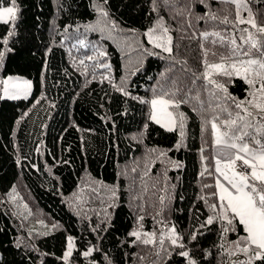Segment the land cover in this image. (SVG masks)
Segmentation results:
<instances>
[{
  "label": "trees",
  "instance_id": "obj_1",
  "mask_svg": "<svg viewBox=\"0 0 264 264\" xmlns=\"http://www.w3.org/2000/svg\"><path fill=\"white\" fill-rule=\"evenodd\" d=\"M16 3L15 26L0 23V51L5 52L0 79L22 75L32 88L27 98L0 97V264H66L62 257L69 236L75 247L67 264L246 261L248 256L232 243L246 235L242 226L223 238V221L201 227L215 215L209 205L218 203L210 196L216 189L204 187L214 183L213 177L200 175L214 157L210 126L204 131L203 118H210L213 109L222 119L226 113L216 107L224 94L201 75L200 44L214 51L218 46L199 34L221 31L242 43L246 33L241 29L256 30L248 24L224 25L206 14L234 21L237 11L247 19L251 10L260 24L264 0H243L239 10L222 0H206L208 7L199 0H170L167 5L155 0L157 11L153 0ZM3 4L8 6V0ZM95 4L109 16H100ZM160 17L173 37L171 55L144 35ZM98 51L106 55L98 56ZM217 59L208 56L210 62ZM214 79L232 96L245 98L248 85L242 79ZM162 92H175L180 107L170 110L185 114L182 141L178 127L169 132L149 117L150 99ZM248 131L264 143V130ZM246 142L259 147L249 138ZM37 224L52 230L36 231ZM173 226L184 248L171 244ZM133 231L141 233V240L130 235ZM144 233H155L156 243L143 244ZM89 248L92 254L85 257Z\"/></svg>",
  "mask_w": 264,
  "mask_h": 264
},
{
  "label": "snow or ice",
  "instance_id": "obj_2",
  "mask_svg": "<svg viewBox=\"0 0 264 264\" xmlns=\"http://www.w3.org/2000/svg\"><path fill=\"white\" fill-rule=\"evenodd\" d=\"M169 2L170 0H163L165 5ZM222 2L235 4L237 10L243 4V0H222ZM104 3H107V0H104ZM199 3L208 7L206 0H199ZM243 6L246 7V5ZM93 7L100 16L105 18L109 16L108 11L102 5L95 4ZM157 10L155 0H153V11ZM18 12L16 0H8V6H4L3 0H0V23L11 24L14 27ZM206 16L212 20H219L224 25L248 24L256 32L253 33L247 28L241 29L246 35L240 37L242 41L240 44L237 43L236 38H226L221 31L210 32L205 30L199 34L203 41L210 42L213 47L218 46L217 50L214 51L205 47L204 43L200 44L204 67L201 75L208 84L213 85L215 89L224 94L220 98L221 103L217 104L216 107L219 108L220 113H226V116L222 119L221 115L213 109L210 118H203V129L208 131L210 126L212 144L215 148L211 163L204 165L200 175L204 176L207 173L213 177L214 183L205 184L204 187L216 189L210 196L216 197L218 203L209 205L215 215L209 216L201 227L211 225L219 219L226 225L223 226L222 230L223 238V235L227 232L235 231L237 226H242L246 235L232 243L237 250L242 251L245 255L250 252H254V255L248 256V259L241 261L240 264H255L256 261L264 264V143H261L260 139H257L255 135L248 131L250 128H255L257 133L264 130V123H259V121H264V115L257 117V114H264V23L258 24L251 10H249L247 19L241 17L239 11H237L234 21H230L227 15L221 19L214 13L209 12ZM197 19L203 20L205 17L199 16ZM113 27H115V24H113ZM12 34L11 31L8 33L9 36ZM144 35L153 47L160 48L169 55L172 54L173 37L170 34V29L165 25L163 17L156 21L155 26L148 28ZM210 37L216 39L209 41ZM2 42L7 44V38L3 39ZM79 43L81 46H85L84 41ZM210 54L218 59L210 62L208 60ZM104 55L106 53L98 51V56L102 57ZM4 56L5 52L0 51V63L3 62ZM86 59L91 61L94 57L88 56ZM79 63L84 66V74L87 75L88 66L85 64V60L81 59ZM99 67L110 68L111 65L99 64ZM214 76L227 77L229 82L233 77L242 79L248 85L245 98L241 100L232 96L225 84L217 82ZM0 85H3L4 95L12 99L27 98L32 88L31 81L11 77L0 80ZM116 87L117 91L123 92L125 95L128 94L123 88ZM175 95V92H162L153 98L150 101L152 108L150 119L169 132L175 131L178 127L182 141L185 135V114L169 110H177L180 107V102L174 98ZM249 109H253V111ZM246 138L254 141V144L259 147H250V144L246 142ZM180 146L179 142L175 145L177 149ZM203 151L202 148L201 152L203 153ZM161 155H166V153H161ZM201 159L206 158L202 155ZM147 174V172L144 173L145 176ZM112 195L115 196V191ZM162 200L163 197H161ZM139 220H143V217H139ZM169 231L171 244L184 248L185 245L181 242L183 237L176 232L175 227L173 226ZM130 235L136 237L138 241L141 240L139 231H133ZM144 237L141 241L143 244L156 243L155 233H144ZM191 239H196L195 233L192 234ZM160 243L163 244V238H161ZM74 247V238L67 237V247L62 257L66 264ZM92 251L93 249L89 248L83 255L85 257L90 256ZM179 255L188 258L189 252L181 251ZM187 264H196V261L189 258Z\"/></svg>",
  "mask_w": 264,
  "mask_h": 264
},
{
  "label": "rangeland",
  "instance_id": "obj_3",
  "mask_svg": "<svg viewBox=\"0 0 264 264\" xmlns=\"http://www.w3.org/2000/svg\"><path fill=\"white\" fill-rule=\"evenodd\" d=\"M9 77H11V78H13V79H17V78H19V79H22V80H29L28 78H26L25 76H22V75H18V74H9V75H7V76H4V77H2L0 80H3V79H7V78H9ZM30 81V80H29ZM30 93H31V91H30ZM29 96V95H28ZM0 97L1 98H9V97H7V96H5L4 95V92H3V85H0ZM156 97V96H155ZM155 97H152L151 99H150V101L153 99V98H155ZM21 98H24V97H21ZM150 101H149V105H150V114H149V117H150V115H151V112H152V108H151V104H150ZM170 110V109H169ZM171 111V110H170ZM32 228V227H31ZM33 229L34 230H36V231H39V232H50L51 230H52V227H50V226H48V225H46V224H41V225H34L33 226ZM32 229V230H33ZM66 247H67V243H66ZM66 247H65V251H66ZM65 251H64V253H65ZM251 255H254V252H250L247 256H251ZM63 256H64V254H63Z\"/></svg>",
  "mask_w": 264,
  "mask_h": 264
},
{
  "label": "crops",
  "instance_id": "obj_4",
  "mask_svg": "<svg viewBox=\"0 0 264 264\" xmlns=\"http://www.w3.org/2000/svg\"><path fill=\"white\" fill-rule=\"evenodd\" d=\"M214 148H215V146L213 147V156H214Z\"/></svg>",
  "mask_w": 264,
  "mask_h": 264
}]
</instances>
